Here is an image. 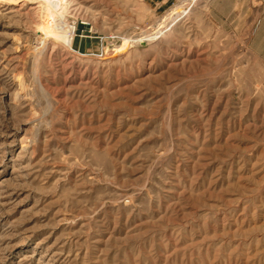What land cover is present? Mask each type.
<instances>
[{
  "label": "rangeland",
  "instance_id": "rangeland-1",
  "mask_svg": "<svg viewBox=\"0 0 264 264\" xmlns=\"http://www.w3.org/2000/svg\"><path fill=\"white\" fill-rule=\"evenodd\" d=\"M244 2L0 0V264H264Z\"/></svg>",
  "mask_w": 264,
  "mask_h": 264
},
{
  "label": "crops",
  "instance_id": "crops-1",
  "mask_svg": "<svg viewBox=\"0 0 264 264\" xmlns=\"http://www.w3.org/2000/svg\"><path fill=\"white\" fill-rule=\"evenodd\" d=\"M244 13L251 15L253 8L255 10V18L251 19L248 24L246 23V29H251L249 36L247 37L246 47L252 54L262 55L264 58V0H245ZM241 13V10H240Z\"/></svg>",
  "mask_w": 264,
  "mask_h": 264
},
{
  "label": "built area",
  "instance_id": "built-area-1",
  "mask_svg": "<svg viewBox=\"0 0 264 264\" xmlns=\"http://www.w3.org/2000/svg\"><path fill=\"white\" fill-rule=\"evenodd\" d=\"M48 25L51 26L54 24V19L52 17H50L47 21Z\"/></svg>",
  "mask_w": 264,
  "mask_h": 264
}]
</instances>
